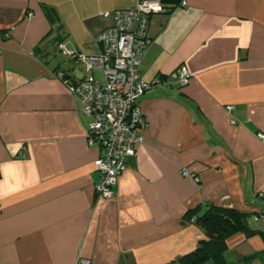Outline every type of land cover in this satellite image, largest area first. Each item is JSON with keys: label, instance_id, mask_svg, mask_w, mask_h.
I'll return each mask as SVG.
<instances>
[{"label": "crops", "instance_id": "0c3cea01", "mask_svg": "<svg viewBox=\"0 0 264 264\" xmlns=\"http://www.w3.org/2000/svg\"><path fill=\"white\" fill-rule=\"evenodd\" d=\"M185 1L151 17L148 126L108 198L60 44L99 54L137 0H0V264H179L206 238L184 215L209 204L251 213L225 257L264 264V0Z\"/></svg>", "mask_w": 264, "mask_h": 264}, {"label": "built area", "instance_id": "2783aa9c", "mask_svg": "<svg viewBox=\"0 0 264 264\" xmlns=\"http://www.w3.org/2000/svg\"><path fill=\"white\" fill-rule=\"evenodd\" d=\"M185 3L181 0L171 6L164 0H137L135 7L115 10L114 25L102 30L96 37L102 45L99 54L87 55L60 44L63 52L75 59L84 71L82 77L69 82V85L81 100L84 115L90 119L88 143L97 145L101 150L95 160L96 170L100 173L96 192L100 196H114L118 178L126 170L129 158L136 155L148 126L138 100L157 85V81H149L142 74V64L152 43L149 34L151 17L170 12ZM109 15L108 12L103 13L105 17ZM32 16L30 13L29 17ZM96 69L102 71V78L94 75ZM190 78L187 67H179L180 86L187 85ZM258 135L264 138L263 133ZM182 173L199 181V177L186 168ZM260 219L256 217L257 222ZM81 264L93 263L82 260Z\"/></svg>", "mask_w": 264, "mask_h": 264}, {"label": "trees", "instance_id": "16d2710c", "mask_svg": "<svg viewBox=\"0 0 264 264\" xmlns=\"http://www.w3.org/2000/svg\"><path fill=\"white\" fill-rule=\"evenodd\" d=\"M180 1L164 0L171 6ZM250 216L249 212L215 204H209L202 213L196 209L188 210L184 219L192 220L206 238L201 239L193 251L183 255L179 264H205L209 260H213L214 264H232L225 257L226 241L237 232L253 233L248 226Z\"/></svg>", "mask_w": 264, "mask_h": 264}, {"label": "rangeland", "instance_id": "374dc122", "mask_svg": "<svg viewBox=\"0 0 264 264\" xmlns=\"http://www.w3.org/2000/svg\"><path fill=\"white\" fill-rule=\"evenodd\" d=\"M76 72H77L78 75L83 74V73H82V69H81V67L78 66V65H77ZM94 75H95L96 77H101V76H99V75H100V71H98V72H97V71H94ZM210 262H212V261H210ZM205 264H206V263H205Z\"/></svg>", "mask_w": 264, "mask_h": 264}]
</instances>
